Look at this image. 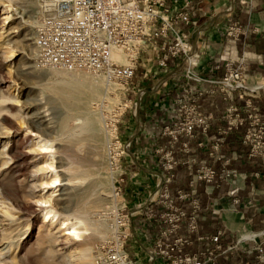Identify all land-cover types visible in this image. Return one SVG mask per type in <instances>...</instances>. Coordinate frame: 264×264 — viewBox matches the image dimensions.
Returning a JSON list of instances; mask_svg holds the SVG:
<instances>
[{
    "label": "rangeland",
    "instance_id": "obj_1",
    "mask_svg": "<svg viewBox=\"0 0 264 264\" xmlns=\"http://www.w3.org/2000/svg\"><path fill=\"white\" fill-rule=\"evenodd\" d=\"M239 3L250 6V13H262V17L257 14L255 21L243 22L235 15H229L224 33L228 27L240 28L241 33L238 39L225 33L228 41L248 44L252 36L264 37V0H228L226 10L233 11ZM40 17V0H0V264H97L98 247L111 238L114 214L124 206L126 166L131 164L128 161L131 155L155 150L161 157L160 169L152 172L159 175L165 170L162 156L171 152L179 164H186L192 171L211 167L226 178L229 172L216 169L206 159H199L191 142L198 136H214L209 152L214 157L220 154L221 145L230 134L244 128L242 136L250 155L260 157L264 167L262 156L252 155L251 143L245 139L249 122L228 129L229 121L233 119L228 112L231 106L249 112L250 100L251 107L264 110V93L261 95L264 80L252 79L253 53L250 49L220 55L218 61L223 63L224 70L221 76L213 78L224 77L227 60H234L237 65L242 60L249 75L248 84L258 88L256 97L240 98L237 91L230 96L220 85L207 82L199 85L182 82L180 86L178 80L161 79L147 85L142 66L133 84L125 85L109 80L105 74L38 65L34 39ZM217 69H220L219 65ZM61 78L72 82L86 81L92 89L83 88L81 100L77 96L78 100L67 102L57 91L63 87L59 83ZM171 81L178 89L174 96H162L155 101L149 94L144 95V103L149 98L158 108V113L152 114L155 118L151 116L146 122L138 108L136 110L139 100L133 89L156 85L164 88ZM190 87L203 93L188 97L184 89ZM217 97L226 104L224 107L216 102L218 118L215 110L208 107L207 99ZM209 115L212 117L208 118ZM241 115L246 116L244 112ZM86 116L94 123L83 133L74 131ZM200 116L208 125L206 128L196 126L194 137L181 135L175 141L169 135L167 130H175L185 121ZM214 120L219 125L211 129ZM112 128L122 144L117 151L122 154L119 163L124 181L122 194L118 197L114 194L115 176L108 152ZM155 137L159 139L158 145L150 146V140ZM37 139L50 141L51 150L36 145ZM178 146L188 156L185 160L176 157ZM51 174L58 177L56 185L50 184ZM151 181L153 192L159 178L152 175ZM146 196L141 194L142 201ZM41 201H47V206H42ZM146 202H141L132 211L137 212L142 207L141 213L146 214L147 210L143 208ZM46 211L52 212L55 218L45 220ZM125 212H128L127 208ZM85 214L89 215L88 222H85ZM63 219L77 222L82 235L65 234L59 225ZM97 226L100 229L102 226L104 232L98 231ZM85 251H89V256Z\"/></svg>",
    "mask_w": 264,
    "mask_h": 264
},
{
    "label": "built area",
    "instance_id": "obj_2",
    "mask_svg": "<svg viewBox=\"0 0 264 264\" xmlns=\"http://www.w3.org/2000/svg\"><path fill=\"white\" fill-rule=\"evenodd\" d=\"M40 6L41 17L34 39L36 62L40 66L105 74L109 80L129 85L138 77L141 66L145 69L142 76L146 79L156 73L143 60L144 53L153 49L161 53L156 64L158 71L166 75L162 80L172 78L178 80L180 86L182 82H195L197 85L207 82L220 85L222 91L230 96L235 91L240 98L257 96L258 88H251L248 84L249 75L242 60L239 65L234 60H227L226 72L221 79L200 74L203 44L199 40L203 38L206 26L196 18V0H174L171 5L167 0H40ZM225 33L238 39L241 29L228 27ZM116 55L122 56L124 62ZM171 60H176L174 65H170ZM157 87L147 89L139 86L133 89L139 100L136 110L144 95L151 91L158 92L160 87ZM184 91L188 97L203 93L194 87ZM248 105L251 108L249 112L236 106L229 108L233 119L229 121L228 129L249 122L245 139L251 143L252 155H261L264 161V110L251 107L250 100ZM242 112L246 116L242 117ZM211 117L209 115L208 118ZM206 125L207 121L200 116L185 121L175 130L167 131L178 141L181 135L194 137L195 127L206 128ZM121 145L116 130L112 128L108 152L117 197L122 194L124 181L119 163L122 154L117 151ZM162 159L164 174L151 173L159 178V182L143 206L147 210V217L161 225L154 244L147 250V264H218L219 257L238 246L255 256L253 261L241 260L238 264H264V242L257 241L255 234L239 238L236 244L226 248L221 243V232L208 237L198 235L201 204L197 198V184L205 181L207 187L213 190L225 179L223 174L211 167L192 171L191 191L177 190L174 196L171 185L175 181V166L179 161L171 152L163 155ZM178 199L187 200L189 208L178 204ZM155 203L164 209H154L152 204ZM126 208L124 200V206L118 208L112 219L111 238L98 247L97 264H136L127 250L135 212H125ZM195 240L208 244L205 249L186 250L187 246L194 245ZM247 241L253 243L246 245Z\"/></svg>",
    "mask_w": 264,
    "mask_h": 264
},
{
    "label": "crops",
    "instance_id": "obj_3",
    "mask_svg": "<svg viewBox=\"0 0 264 264\" xmlns=\"http://www.w3.org/2000/svg\"><path fill=\"white\" fill-rule=\"evenodd\" d=\"M173 1L167 0V3L171 5ZM205 1L207 0H196V18L201 24L206 26L204 36L199 40L203 44V53L199 66L200 74L210 78L221 76L224 66L223 63L218 61L220 55L233 54L234 51L236 53L250 49L253 53V60L250 65L252 79L254 81L264 80V37L252 36L248 40V44H244L243 41L235 44L228 41L224 33L229 15H235L243 22H249L250 20L255 21L257 14L261 18L262 13H250L251 7L240 3L233 11L226 10L228 0H208V4H205ZM160 56L161 53L159 51L154 52L153 49H148L143 55V60L147 63V67H152L156 71V73L147 78V85H149L150 81L166 77L157 68L156 63ZM175 62L176 60H171L170 65H174ZM218 65L220 69H217ZM172 82L166 87L160 88L156 95L152 91L148 94L155 101L162 96H174L178 89L173 86ZM165 93L168 94L166 95ZM263 93L261 92V95ZM148 99L146 103H144L145 100L143 101V99L138 103V110L144 116L146 122L147 118H151L152 114L158 113L157 106H154L156 102ZM207 99H209L208 107L215 110L216 118H218L217 112L219 108L216 110V102L222 103L224 107L226 106L225 102L220 97ZM152 118H155V116H152ZM215 120L211 129H215L219 125L216 124ZM145 125L147 126V123ZM243 130L244 128H241L239 131L230 134L221 145L220 154L214 157L209 155L214 144V136L208 138L198 136L191 142L192 149L198 153L199 159H206L216 169H225L226 172H229L227 177L221 181L220 186L214 187L213 190L207 187L205 182H198L197 184V198L201 203L198 235L208 237L221 232V243L224 248L236 244L239 238H244L251 234L257 235V241L264 242V167L260 157L250 155L249 146L245 143L242 136ZM158 140L156 137L152 138L150 146H157ZM176 157L185 160L188 156L178 146ZM160 160L161 157L155 150L154 152L152 150L149 153L142 152L131 155L128 159L131 164L126 166L127 182L125 185L126 197L124 198L125 202L129 204V206L127 205L128 212L136 210L141 202L148 200L152 191L151 173L153 170L160 169ZM175 173L176 178L171 185L172 194L175 195L177 190L190 192L192 169L181 163L176 166ZM142 193L147 197L143 201L141 198ZM177 203L187 209L189 208L187 200L178 199ZM152 207L156 210L164 209L162 205L156 203L152 204ZM160 229L161 225L159 223L147 217L145 213L135 211L131 224L132 233L127 242V250L136 264H147V250L154 244ZM252 243L247 241L246 245H251ZM207 244L206 241L195 240L194 245L187 246L186 250L205 249ZM254 259V255L247 254L243 248L238 246L228 252L227 255L219 257L218 264H238L241 260L253 261Z\"/></svg>",
    "mask_w": 264,
    "mask_h": 264
},
{
    "label": "bare ground",
    "instance_id": "obj_4",
    "mask_svg": "<svg viewBox=\"0 0 264 264\" xmlns=\"http://www.w3.org/2000/svg\"><path fill=\"white\" fill-rule=\"evenodd\" d=\"M116 58H119L122 62L124 61L122 58V56L120 55H116ZM78 80V79H77ZM73 80L71 79H65V78H61L60 79V84L63 86L62 88L57 89L58 93L67 101V102H73L77 99V96H79V100H81L80 98L83 97L82 92H80V90L82 91L83 88H89L92 89V86L90 84H88V82L86 81H78V82H72ZM79 89V90H78ZM67 120V119H66ZM67 122V121H66ZM93 119L90 118L89 116H86L82 122V125H80L78 127L77 131L79 133H83L84 130H86L87 127L91 126L93 124ZM68 124V123H67ZM76 135V134H75ZM78 135V134H77ZM0 141L1 140V136H0ZM35 144L40 146L43 150H47L50 151L52 148V143L50 141H46L44 139H37L35 141ZM44 163V162H43ZM58 183V177L56 175L53 176V174H51V180H50V184L51 185H56ZM42 206H47V201H41L40 202ZM45 220L47 219H54L55 215L50 212V211H46L45 214ZM86 219L85 222H88V216L87 214H85ZM56 220V219H55ZM58 220V219H57ZM54 221V220H53ZM52 221V222H53ZM47 222V221H46ZM50 223V221H49ZM54 225V224H53ZM59 225H61V229L65 230V234L67 235H72L74 237H80L83 233V231L81 230L80 226L78 225L77 222L71 221L69 219H63L61 221H59ZM100 226V225H99ZM97 226V230L99 231H103V227ZM59 229V228H58ZM59 229V230H61ZM62 231V230H61ZM104 232V231H103ZM85 255L89 256V251H85Z\"/></svg>",
    "mask_w": 264,
    "mask_h": 264
}]
</instances>
